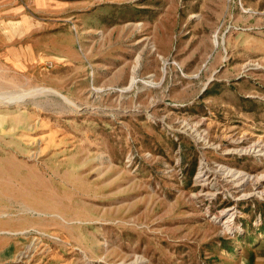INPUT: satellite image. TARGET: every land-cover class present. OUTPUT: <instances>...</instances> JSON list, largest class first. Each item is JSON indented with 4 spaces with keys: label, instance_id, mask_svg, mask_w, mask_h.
Masks as SVG:
<instances>
[{
    "label": "rangeland",
    "instance_id": "obj_1",
    "mask_svg": "<svg viewBox=\"0 0 264 264\" xmlns=\"http://www.w3.org/2000/svg\"><path fill=\"white\" fill-rule=\"evenodd\" d=\"M19 1L39 44L0 49V91L74 104H0V264H264V158L236 152L264 149V0Z\"/></svg>",
    "mask_w": 264,
    "mask_h": 264
},
{
    "label": "crops",
    "instance_id": "obj_2",
    "mask_svg": "<svg viewBox=\"0 0 264 264\" xmlns=\"http://www.w3.org/2000/svg\"><path fill=\"white\" fill-rule=\"evenodd\" d=\"M35 27L36 23L32 17V13H25L20 1L0 0V49L4 50L2 55L8 59L9 63H12L10 60L12 58L23 59V62H27L26 58L29 59L28 61H31L35 56V45L33 44H39V42L38 38H34L31 35L33 33H40L35 30ZM96 33V30L92 32H78L76 40L79 47L82 45L85 46L86 41L84 37L92 38L93 41H95L97 37ZM101 34L104 36L103 32ZM23 40H25L26 43H23ZM40 42V44H69L66 38L63 37L62 39H58L57 35L53 36V34L49 38L47 36L46 40L43 39ZM91 43L92 42L89 41L88 44ZM16 44L27 45L16 46ZM55 57L63 58L62 56ZM131 76L133 77V75Z\"/></svg>",
    "mask_w": 264,
    "mask_h": 264
},
{
    "label": "bare ground",
    "instance_id": "obj_3",
    "mask_svg": "<svg viewBox=\"0 0 264 264\" xmlns=\"http://www.w3.org/2000/svg\"><path fill=\"white\" fill-rule=\"evenodd\" d=\"M215 43H217V42L215 41ZM132 68H133V71H134L137 68V64H135ZM130 81L131 82L128 85L124 86V89L128 90L132 85H134V82L136 81L135 76H133ZM44 92L53 93V94L59 96L60 98H62L63 100H65V102H67L68 104H71V105L74 104V101L71 98H68L64 93H62L58 89L50 87V86L33 87L31 89H26V90H21V91H11V90L10 91H8V90L0 91V104H7V105L10 104V103L18 104V103H21V99L26 97V96H28V97L34 96L35 97V95L37 96V95H39L41 93H44ZM193 132H194L195 138L198 141H205L206 142V138L204 137L203 134L198 132L196 129H193ZM236 152H237V154H240V155H242V154L243 155L254 154L256 156H260V157L264 158V149L262 147H257V145H255V144H252V145H249L247 147H244V148H241L239 150H236ZM200 168L202 169L203 166L201 165ZM216 171H217L216 173H219V174L223 175L226 178H231V181H237V185L238 186H240L241 184H243L244 182H246L248 180H252L253 178H255V176L253 174L251 175L248 172H243L241 170H237L235 168H232V167H229V166H225V165H220L219 168ZM219 174H218V176H219ZM203 175H204V173H202V171L199 170L198 177L203 176ZM263 176H264V174L260 175V177H263ZM256 178H259V176H256ZM263 193H264V191H260V195L263 194ZM232 216H233V213H231L229 216H226L225 217L226 219H225L224 222L228 223L230 220H232ZM226 227H227V225H226ZM0 232H3V233L4 232L5 233L8 232V233H13V234L20 233L18 231L17 232H13V231H8V230H1ZM23 232L24 231H21V233H23ZM40 245L41 244L39 242H36V243L32 242L30 245H28L27 248L28 249H35V248H38ZM35 251H36V249H35Z\"/></svg>",
    "mask_w": 264,
    "mask_h": 264
}]
</instances>
